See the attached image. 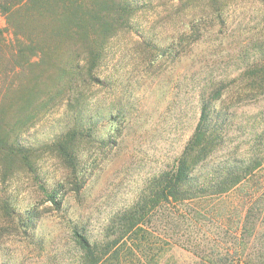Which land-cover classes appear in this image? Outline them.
<instances>
[{
    "label": "trees",
    "instance_id": "trees-1",
    "mask_svg": "<svg viewBox=\"0 0 264 264\" xmlns=\"http://www.w3.org/2000/svg\"><path fill=\"white\" fill-rule=\"evenodd\" d=\"M238 1L160 0L159 21H181L166 54L170 44L153 45L136 29L139 17L156 8L152 1L0 0L7 23L0 29L1 172L33 171L29 128L61 93L73 101L78 89L106 84L100 66L121 33L139 35L154 59L180 58L209 30L226 27ZM255 1L264 12V0ZM253 44L240 47L236 68H205V82L194 84L198 122L176 164L153 176L148 193L117 215L103 240L93 241L82 220L70 221L76 264H136L140 251L145 262L164 264L173 247L199 264H264V40ZM153 213L175 233L161 240L156 257L153 235L139 234Z\"/></svg>",
    "mask_w": 264,
    "mask_h": 264
},
{
    "label": "rangeland",
    "instance_id": "rangeland-1",
    "mask_svg": "<svg viewBox=\"0 0 264 264\" xmlns=\"http://www.w3.org/2000/svg\"><path fill=\"white\" fill-rule=\"evenodd\" d=\"M157 13L163 16L161 5L145 11L136 29L153 45L170 44L162 52L169 54L181 21H159ZM263 16L257 1H238L226 27L209 30L180 58L154 59L139 35L116 37L100 66L106 84L78 89L73 101L61 93L29 128L33 171L5 177L0 170V264H76L67 235L71 220H82L93 241L103 240L117 215L148 193L153 176L176 164L198 122L194 84L205 82V68L215 74L227 64L236 68L240 47L264 40ZM6 27L0 12V29ZM160 217L153 213L140 225V235H153L152 257L161 240L175 234L163 229ZM137 253L136 264H149ZM163 263L199 260L173 247Z\"/></svg>",
    "mask_w": 264,
    "mask_h": 264
}]
</instances>
